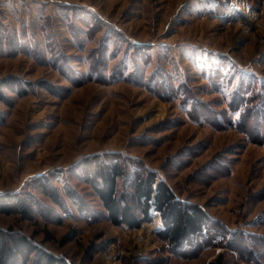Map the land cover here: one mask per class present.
<instances>
[{
  "label": "rangeland",
  "instance_id": "rangeland-1",
  "mask_svg": "<svg viewBox=\"0 0 264 264\" xmlns=\"http://www.w3.org/2000/svg\"><path fill=\"white\" fill-rule=\"evenodd\" d=\"M188 1L0 0V78L54 86L24 97L2 89L13 104L0 98V194L45 208L31 219L0 214V229L73 264H209L221 254L224 264H264L260 238L243 235L264 237V0H248L253 8L228 28L209 17L183 27L201 9ZM94 156L155 171L228 237L174 250L154 211L139 229L111 222L83 179L81 163ZM69 188L90 210L74 206Z\"/></svg>",
  "mask_w": 264,
  "mask_h": 264
},
{
  "label": "trees",
  "instance_id": "trees-1",
  "mask_svg": "<svg viewBox=\"0 0 264 264\" xmlns=\"http://www.w3.org/2000/svg\"><path fill=\"white\" fill-rule=\"evenodd\" d=\"M143 46L151 45H138L137 48ZM35 85L50 91L54 90V86L47 81L23 82L20 77L9 75L0 78V98L6 104L12 105V99L5 95L2 89L18 97H24ZM81 164L83 179L92 185L108 219L116 225L139 229L144 224L153 222V211H156L164 222L158 235L174 250L176 248L191 250L196 245H200L202 249L206 246H217V239L228 237L227 229L219 225V221L211 219L201 206L184 202L167 181L158 177L155 171L135 169L129 173L128 165L118 157L115 159H102L99 156L86 157ZM36 182L53 203L66 210V203L60 191L54 188L48 177L40 176ZM66 197L77 209L83 212L90 210L86 208L83 197L72 189L66 190ZM35 208L42 212L45 207L38 199L30 195L0 194V214L18 213L24 218L31 219V213ZM243 235L248 240L259 237L264 244L262 236L247 232ZM209 240L211 242H207ZM223 260L224 254H221L209 264H224ZM0 264L73 263L65 257L48 252L27 234L10 227L7 230L0 229Z\"/></svg>",
  "mask_w": 264,
  "mask_h": 264
},
{
  "label": "crops",
  "instance_id": "crops-1",
  "mask_svg": "<svg viewBox=\"0 0 264 264\" xmlns=\"http://www.w3.org/2000/svg\"><path fill=\"white\" fill-rule=\"evenodd\" d=\"M217 1H219V0H211V1L210 0H190L188 2H185L184 6H187L188 8H190V6H196V8H201V9H200V12H195V11L189 12L188 17L183 18V19H185V25L183 27H186L187 25H189V26L194 25L193 21H196V23H197V21H200V19H207L208 17L210 20H213V22L215 24H217L220 27H224V28L225 27L228 28L231 24H234L235 22H237V20H241L240 18H242V14H236V13H233L231 11L228 12V11L223 10V8L217 6V3H216ZM181 7H183V6L181 5L179 8H181ZM177 13H178V10H177ZM204 32H205V30L202 27L201 33H204ZM212 50L213 49H211L209 47V51H212ZM181 199L184 202L195 203V204L201 206L204 210H206V212L208 213V215L210 216L211 219H214L216 221L220 220V219H217L215 217H212L211 214L207 211L206 206H204L202 203L195 201V200L187 201L186 199H183L182 197H181ZM154 212H156V211H154ZM156 213L159 214L158 212H156ZM263 214H264V210L258 217L261 219V223H264ZM222 223L225 225V223L223 221H222ZM163 224H164V222L162 223L161 229L164 226ZM246 232L255 234V232H253V231H250V232L246 231ZM259 235H264V234L259 233Z\"/></svg>",
  "mask_w": 264,
  "mask_h": 264
},
{
  "label": "built area",
  "instance_id": "built-area-1",
  "mask_svg": "<svg viewBox=\"0 0 264 264\" xmlns=\"http://www.w3.org/2000/svg\"><path fill=\"white\" fill-rule=\"evenodd\" d=\"M229 1V3H227ZM225 4L228 5L230 9L228 11H231L236 14H241L244 13L245 11H249L253 8V5L250 1L248 0H225Z\"/></svg>",
  "mask_w": 264,
  "mask_h": 264
}]
</instances>
